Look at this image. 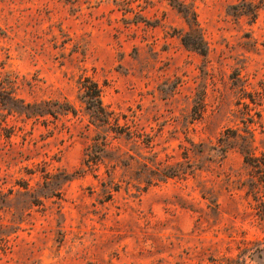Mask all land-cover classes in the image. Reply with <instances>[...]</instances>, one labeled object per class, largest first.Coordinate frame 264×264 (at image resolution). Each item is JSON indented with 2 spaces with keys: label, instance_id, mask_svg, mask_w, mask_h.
Returning a JSON list of instances; mask_svg holds the SVG:
<instances>
[{
  "label": "rangeland",
  "instance_id": "1",
  "mask_svg": "<svg viewBox=\"0 0 264 264\" xmlns=\"http://www.w3.org/2000/svg\"><path fill=\"white\" fill-rule=\"evenodd\" d=\"M249 1L0 0V264H264ZM45 102L70 112L31 115Z\"/></svg>",
  "mask_w": 264,
  "mask_h": 264
},
{
  "label": "trees",
  "instance_id": "2",
  "mask_svg": "<svg viewBox=\"0 0 264 264\" xmlns=\"http://www.w3.org/2000/svg\"><path fill=\"white\" fill-rule=\"evenodd\" d=\"M262 4H263V0H250L249 2H246V6L248 7L247 8L245 7V10L247 9V11L249 12L248 14L251 17L256 18L257 13L262 7ZM185 18L188 24L190 25L192 24V28H194L195 31H198V29H196L193 26V24L197 22L195 14L193 12H188L185 14ZM182 39L185 42V45L187 46L191 45L193 48L197 50H201L202 52L205 53L206 49L202 35L199 34L195 40L191 41V43L190 41H187L184 37ZM82 89L84 91L82 94V100L86 104V108L89 111V115L93 123L100 122V123L108 124L110 118H109V114L105 112L99 85L91 79H85ZM49 104L51 103L45 102L43 104H35L32 106L29 105V107L27 106V108H32L31 115H34L36 117L37 116L42 117L45 115L46 116L52 115L54 117H57V115L61 112L66 113V115H68L70 112L68 109L66 110V108L62 106L63 104L59 102L51 104L54 107L52 111H48V110L45 111L42 109V106ZM246 145L247 148L245 146V149L241 150L245 164L253 168V170L257 173L258 181L264 188V156L262 159H260V157L256 156L255 152H253L254 149L253 146L252 145L248 146V144Z\"/></svg>",
  "mask_w": 264,
  "mask_h": 264
}]
</instances>
